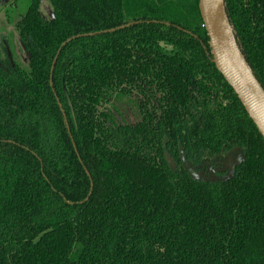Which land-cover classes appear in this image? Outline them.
<instances>
[{"label":"trees","instance_id":"16d2710c","mask_svg":"<svg viewBox=\"0 0 264 264\" xmlns=\"http://www.w3.org/2000/svg\"><path fill=\"white\" fill-rule=\"evenodd\" d=\"M47 1L45 16L0 0L28 54L0 73V264H264V139L212 62L199 1ZM226 6L264 88V0ZM179 145L194 164L246 160L197 181Z\"/></svg>","mask_w":264,"mask_h":264},{"label":"water","instance_id":"95a60500","mask_svg":"<svg viewBox=\"0 0 264 264\" xmlns=\"http://www.w3.org/2000/svg\"><path fill=\"white\" fill-rule=\"evenodd\" d=\"M7 1V0H6ZM199 12L203 21V27L207 33L208 46L212 62L216 69L224 78L226 83L233 90L239 102L245 109L249 119L264 139V88L257 79L253 69L248 63L246 56L240 46L234 27L228 15L226 0H198ZM132 24L122 26L118 29L128 28ZM110 30L106 33L113 32ZM98 34H86L73 37L66 41L62 48L76 38L93 37ZM61 51V50H60ZM60 51L58 52L51 70L50 83L52 86L53 73ZM68 132L70 128L63 113ZM167 140L164 141L165 158L169 168L176 171V162L166 150ZM181 153L183 150L181 149ZM182 156L183 167L187 172H192V165ZM246 160V155L238 148L228 152L223 159V163L230 170L229 176L222 181L231 180L236 172V168L241 166ZM214 175V174H212ZM197 181H202L197 175H190ZM219 182L218 179L213 180ZM203 182H205L203 180ZM93 185H91V188Z\"/></svg>","mask_w":264,"mask_h":264},{"label":"flooded vegetation","instance_id":"af4514ba","mask_svg":"<svg viewBox=\"0 0 264 264\" xmlns=\"http://www.w3.org/2000/svg\"><path fill=\"white\" fill-rule=\"evenodd\" d=\"M9 2L8 0L7 1L5 0V3L8 4ZM1 13L3 14L2 16H3V20L5 24L2 23V21H0V73H3L9 77H13L17 75V72L21 64H23L20 61L22 59V56L19 54V51L17 50L16 45L14 43L15 39L18 40L17 33L14 30V26L9 24L8 17L6 16V10L1 8L0 14ZM3 28H11L13 34H10V32H6ZM18 43L20 44L19 40H18ZM22 50L25 52L23 48ZM27 57H28V54L25 52V58L22 59L24 63L27 62ZM165 140L168 141L166 144V150H167V145L169 143V140L167 139L166 136L164 137V141ZM164 141H163V147H164ZM181 149L183 150L182 146L179 145V157H180L181 164L183 166L181 155L182 154L183 156L185 155H184V150H183V153H181ZM227 154L228 153H226L225 155L216 156L214 158H204L203 160H201L200 162L196 164L190 162L186 158L187 162L192 165V169H193L192 172H188V173L190 175H194V174L197 175L202 181L204 180L205 182L214 183L216 181H213V180H216V179H218V181L221 182L223 179L228 177L230 173V170L223 163V159L226 157ZM164 155H165V149H164ZM176 170H177V162H176Z\"/></svg>","mask_w":264,"mask_h":264},{"label":"rangeland","instance_id":"374dc122","mask_svg":"<svg viewBox=\"0 0 264 264\" xmlns=\"http://www.w3.org/2000/svg\"><path fill=\"white\" fill-rule=\"evenodd\" d=\"M10 0H8V2H9ZM41 3H42V6H41V9H42V13L46 16V15H49L50 13H51V11H50V7H49V3H48V1L47 0H41ZM5 9V7L4 6H2V3H0V9ZM21 8H22V10H21V13L23 14L25 11H26V9H27V4H26V0H21ZM3 14L1 13L0 14V21H2V23H4L5 24V22H4V20H3V16H2ZM6 32H10V34H13V32H12V30H11V28H3ZM12 32V33H11ZM15 45H16V48H17V50L19 51V54L22 56V59L23 58H25V52L22 50V47L20 46V44L18 43V40L17 39H15ZM24 56V57H23ZM20 60L21 61V63H24V61L23 60Z\"/></svg>","mask_w":264,"mask_h":264}]
</instances>
